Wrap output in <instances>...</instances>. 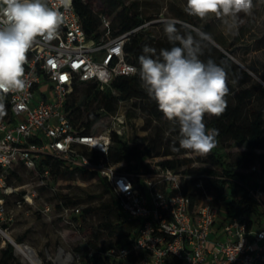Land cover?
Masks as SVG:
<instances>
[{"label":"built area","instance_id":"obj_1","mask_svg":"<svg viewBox=\"0 0 264 264\" xmlns=\"http://www.w3.org/2000/svg\"><path fill=\"white\" fill-rule=\"evenodd\" d=\"M48 3L52 6L58 0ZM60 11L65 22L58 37L48 43L38 38L27 54V87L0 95V235L9 233L5 224L15 218L9 201L23 190L11 181V172L20 166L36 177L17 202L18 209L23 203L33 206L40 189L49 187L52 179L44 160H58L64 167L97 172L116 197L119 211L128 220L138 221L130 244L102 254L114 264H264L262 168L245 170L253 175V182L238 184L241 190L235 198L225 195L217 202L206 188L207 174L161 167L147 174L123 173L107 159L113 127L90 135L76 130L63 111L74 87L96 82L103 89L117 77L135 75L124 45L141 27L96 42L87 36L73 0L70 9ZM102 22L103 28L110 24L107 18ZM117 116L113 126L122 123ZM84 149L89 155L83 154ZM235 200L243 202L241 212L229 207ZM50 211L46 206L42 213L48 217ZM81 214L77 207L63 206L58 216L76 227ZM10 243L16 251L15 243ZM48 257L54 264H87L82 255L62 249L55 259Z\"/></svg>","mask_w":264,"mask_h":264},{"label":"trees","instance_id":"obj_2","mask_svg":"<svg viewBox=\"0 0 264 264\" xmlns=\"http://www.w3.org/2000/svg\"><path fill=\"white\" fill-rule=\"evenodd\" d=\"M73 5L87 36L96 42L103 37H118L141 27L129 36L124 45L126 60L137 69L140 67L138 58L143 54L144 45L156 48L157 52L173 46L164 33V23L149 25L155 17L143 12L140 0H73ZM174 17L181 34H188L186 31L188 30L196 37L197 32L190 27L197 26L192 16L187 15L184 10H177ZM103 18L110 20L106 28H103ZM146 24L152 28L160 26L163 29L153 34L147 30ZM201 30L210 36L207 29ZM220 45L224 51H220L208 40L201 41L199 57L205 62L211 59L225 69L229 88L226 111L219 117L205 115L204 118L209 130H217L216 147L204 160L211 168L191 167L192 159L188 158V155L192 152L180 148L179 127L169 121L166 125L164 123L169 131L168 137H165L167 131L163 125L157 126L152 133L142 137L135 136L133 139L113 131L112 144L107 155L109 162L119 165L121 172L134 175L154 172L157 167L189 174H207L209 179L205 183L206 188L216 195L217 202L224 199L225 195L235 198L241 190L238 184L253 182V175L246 173L245 170L252 166H259L264 170V85L257 81L249 70L242 69L234 61L232 55L235 53L230 47L221 43ZM262 80L264 81V77ZM80 87H83L81 96L78 95ZM81 97L84 98L83 102H80ZM122 103H129L132 111L142 112L146 120L144 131H150L154 122H163L165 119L155 101L141 87L138 73L133 76L117 77L103 89L96 82L76 85L63 111L76 130L90 135L92 127L104 115L116 114ZM227 143L232 145L234 150L237 148L241 150L237 152L236 157L233 158L227 150L229 147ZM83 154L89 155L86 149L83 150ZM153 161L156 163L153 164ZM44 163L51 168L52 178L56 180L72 181L77 178L88 180L98 177L104 194L111 195V201L103 204L101 208L82 210V217L104 210V221L100 227L107 233V238L105 245L99 247L97 241L100 236L97 235L96 241L88 242L90 251L81 255L82 262L87 264H114L109 256L102 254L110 249L130 244L138 228V221L128 220L119 211L116 197L97 172L82 170L78 166L64 167L63 162L58 160H44ZM11 175L17 177L15 170ZM59 198L62 201L57 206L59 210L63 206L74 207L77 202L73 196L59 194ZM242 204V201L235 200L229 207L241 212ZM250 204L251 207L252 203ZM84 232L92 230L85 229ZM16 242L21 243L22 238L16 239ZM14 261V247L7 244L2 250L0 264H12ZM44 264L54 263L48 260Z\"/></svg>","mask_w":264,"mask_h":264},{"label":"clouds","instance_id":"obj_3","mask_svg":"<svg viewBox=\"0 0 264 264\" xmlns=\"http://www.w3.org/2000/svg\"><path fill=\"white\" fill-rule=\"evenodd\" d=\"M71 6L72 0H58L52 6L48 0H0V95L27 87L29 50L38 38L48 43L58 37L65 22L60 8ZM253 9L254 0H186L184 7L189 16L220 19L226 33L238 27L241 14L251 15ZM186 31L188 34H181L175 21L166 22L164 33L173 46L157 52L144 45L138 58L140 67L131 71L138 73L141 87L163 117L178 125L180 148L206 156L216 147L217 130H209L204 118L219 117L226 111L227 73L213 60L199 58L201 41L208 35L197 31L194 37Z\"/></svg>","mask_w":264,"mask_h":264},{"label":"rangeland","instance_id":"obj_4","mask_svg":"<svg viewBox=\"0 0 264 264\" xmlns=\"http://www.w3.org/2000/svg\"><path fill=\"white\" fill-rule=\"evenodd\" d=\"M142 10L146 15L155 17L150 24L164 23L174 21V14L177 10H184L186 5L182 0H140ZM197 26H190L196 32L201 29H207L210 33L208 41L215 45L220 51L224 48L220 45L224 44L234 51L232 55L234 61L244 70H249L254 78L264 85L262 77H264V0H254V9L251 15L241 14L238 27L232 33H226L222 21L215 17H209L207 20H201L193 17ZM147 25V30L153 34L161 32L163 28H152ZM204 33V32H203ZM239 37V40H237ZM78 95L81 96V90ZM84 98L81 97L80 102ZM115 115V114H114ZM118 115V116H117ZM117 117L120 118V125L113 126L114 117L111 115H104L91 129V134H98L108 128H114L122 135L129 139L135 136H145L152 133L157 126L165 128V137L169 136L167 120L163 122H154L150 131H144L143 127L146 123L142 112L132 111L129 103H122L117 112ZM165 123V125H164ZM227 150L231 156L236 157L237 152L241 150L235 149L230 144ZM231 146V147H230ZM233 148V149H232ZM171 158V157H170ZM188 158L192 159L191 167L211 168V165L204 163L205 156L190 153ZM156 161H153L155 164ZM17 175H11V181L23 188L21 194L14 196L8 204V209L15 215L14 221L9 226V234L14 240L15 245H27L33 248L44 264L49 259V255L55 259L59 252H71L72 254H82L90 251L89 241H96V236H100L97 241L99 247L106 243L107 233L101 229L100 224L104 221V210H99L93 214H86L83 217L80 215L76 220V227L68 225L62 221L58 216V205L61 201L59 194L68 195L77 199L74 207L84 210L86 208H101L103 204L111 201L110 194H104L103 186L99 178L94 177L88 180L77 178L72 181H65L61 179H51L49 187L41 188L39 197L34 201V205L30 206L23 203V207L18 209L17 202L22 200V196L26 194V190L33 186L36 182L34 174L28 172L23 167L17 166L15 168ZM46 206L51 208L49 216L46 217L42 211ZM92 230V232L85 233L84 230ZM8 240H7V239ZM0 235V259L2 250L10 244L11 239ZM22 238L21 243H16V239ZM10 240V241H9ZM24 245V246H25ZM15 261L12 264H30L24 255L14 249Z\"/></svg>","mask_w":264,"mask_h":264},{"label":"bare ground","instance_id":"obj_5","mask_svg":"<svg viewBox=\"0 0 264 264\" xmlns=\"http://www.w3.org/2000/svg\"><path fill=\"white\" fill-rule=\"evenodd\" d=\"M3 235L5 238L6 237L10 238L11 242H14V240L11 238L9 233L4 232ZM16 247H17V252L24 255V257L29 261L30 264H38V261L36 259L37 254L32 248H29L28 246H24V245H16Z\"/></svg>","mask_w":264,"mask_h":264},{"label":"water","instance_id":"obj_6","mask_svg":"<svg viewBox=\"0 0 264 264\" xmlns=\"http://www.w3.org/2000/svg\"><path fill=\"white\" fill-rule=\"evenodd\" d=\"M12 244V243H11ZM13 245V244H12ZM37 261H38V264H42V261H41V259L38 257V255H37Z\"/></svg>","mask_w":264,"mask_h":264},{"label":"crops","instance_id":"obj_7","mask_svg":"<svg viewBox=\"0 0 264 264\" xmlns=\"http://www.w3.org/2000/svg\"><path fill=\"white\" fill-rule=\"evenodd\" d=\"M23 245H25V244H23ZM25 246H27V245H25ZM29 247V246H28ZM29 248H31V247H29ZM33 249V248H32ZM34 250V249H33ZM35 251V250H34Z\"/></svg>","mask_w":264,"mask_h":264}]
</instances>
